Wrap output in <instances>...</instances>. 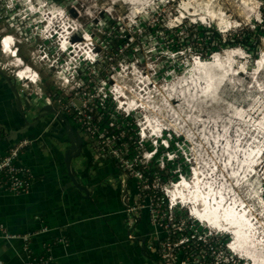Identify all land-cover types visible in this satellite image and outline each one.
I'll list each match as a JSON object with an SVG mask.
<instances>
[{"label":"rangeland","instance_id":"obj_1","mask_svg":"<svg viewBox=\"0 0 264 264\" xmlns=\"http://www.w3.org/2000/svg\"><path fill=\"white\" fill-rule=\"evenodd\" d=\"M32 1V0H31ZM34 5H39V7L43 10V14H48L50 18L53 19L55 16L56 18L53 19L52 27L55 24H58L62 18L67 19L66 22H72L76 23L79 28V36L83 33H86L91 41L93 42V45L95 47V52L97 54V60L95 61L97 64V69L100 73V81L102 87L105 86V74L108 75L111 74L112 77L109 78V83L115 84L120 87H124L125 93L131 89V87L134 85L133 82H129V77H127L126 72H134V74H139L138 72H146V75L150 73V71H154L155 76L153 78L149 79H143L142 82L145 81V83L148 85L146 91H152L153 95H155L154 99H152L153 102L156 101V93H158V90H161L165 96H168V100L171 99H179L178 104L174 105L171 109L167 104L163 105L162 102H158L160 105H162L163 109L165 110L166 117L172 118V121L174 122L175 127L178 128V134L171 129L170 126H168L167 130H162L161 135L167 137V133L170 135V147H171V154L175 157V161L184 162L186 164L187 157L192 154V151H195L194 155L202 160L205 157H203V152H201V148L196 145H190V139H191V133L193 136V133H198L200 135V139L203 138L202 141L207 142V139H209L211 142L216 144L219 140L221 143L223 141L224 145V137L222 136L223 133L229 132V130H220L219 135L220 137L217 138V135L215 133L217 128H220L222 125L227 124V128L230 126V124H233L234 121L238 122V117L235 115V108L241 109V107H244V109L254 103V107L257 106L260 101L264 102V93L262 95H259L257 99L251 101L253 98L256 97V92H250V93H232L227 86H224L221 89V101L222 105L215 102H209L208 104H204L199 99V95L194 96V91L191 93L192 97L189 96V89H185L184 84L188 83L189 86L193 85V79L196 81L195 84L199 81L202 82L201 76L199 75L200 72L196 75L190 76L189 73H186L185 71L187 68L191 66V60H193L195 57H199V54H195L194 51H199L202 54H204L205 59H201V61H206L210 58L211 55L214 53H221L227 48H233L238 47L235 46H223L222 44H210L209 47H206V43L204 42L203 37L207 38L211 35L210 31H214L218 34L217 30L224 31L227 29L225 27L226 25H223L221 27H218L216 23L207 20L209 26H202L204 24H199L196 26H191V22L195 20V18H189L187 16V19L185 22L181 23L182 26L178 27V23L180 21H183L181 19H178V5L185 2H190L192 0H174L173 2L171 0H149L147 1L146 7H144L140 12V14L134 15L132 13L133 7L128 6L127 3L130 0H33ZM205 2L207 0H194L192 2V13L194 15L198 14H207L208 10L207 7H205ZM258 2H261V0H251L249 4H255L257 6ZM8 3V4H5ZM210 5H212V8L214 10H218L221 12L222 17H224V20L227 25L232 24L233 26H236L234 29H230V31L235 30V32L240 31V29H245L244 31L249 33V38L251 41L249 42L250 48H253V51L256 55L255 58L251 57L250 55H247L244 51V59L239 61L234 58V61H236V64H246L247 68H249L252 65V62L258 58L259 54H264V26L259 27V31L257 33H254L255 31L253 28H255L256 25L253 24L255 20V14L252 13L250 5L247 7L244 5L241 0H210ZM45 5V6H44ZM264 5V4H263ZM255 6V7H256ZM8 7V8H7ZM209 7V6H208ZM7 8V10H6ZM264 13V6L261 8ZM260 9V10H261ZM5 10L7 13H2V11ZM26 8L24 6L20 7V1L18 0H10L3 3V1L0 2V18L3 20H8V23L5 24L6 26L0 25V36L1 34H10L14 37H16L20 43H16L17 46V56H19L25 64H28L33 67L34 70H36L39 74L40 83L37 85L40 88V92L42 95H52L53 91L50 88V77L46 74L47 70L46 67L39 64L37 65L35 60H30V51L32 49V45H29L23 41L26 34H30L31 28L35 25L40 30L43 25L35 24L34 20L37 19V17L27 15L26 14ZM14 16V19L11 20L10 16ZM44 17V16H42ZM138 18V19H137ZM200 19H205L203 17H197ZM137 19V20H136ZM1 20V19H0ZM21 20L20 27H25L24 31H21L19 27L15 25L16 22ZM204 20H202L203 23ZM187 23V25L191 27H186L184 24ZM229 23V24H228ZM258 23V22H256ZM198 24V23H197ZM235 24V25H234ZM237 24V25H236ZM193 25V24H192ZM241 25L240 29L238 27ZM178 27L177 31H174L173 28ZM217 27V28H216ZM186 29V30H185ZM23 30V29H22ZM235 32H230L231 34H234ZM260 32V33H259ZM210 33V34H209ZM218 34L221 39L225 38L227 34ZM124 35H127L129 39L122 40ZM178 35L179 38H185L187 48L185 51L181 49V46L178 44V42H173V40L169 41V37H175ZM186 35V36H185ZM188 35H191L190 37ZM77 37H72L73 40H77ZM81 39V38H80ZM255 39H258V42H255ZM114 41H119L120 45L117 51L114 50L113 44L117 43ZM54 45L53 42L47 43L45 46L46 49H51ZM213 45V46H212ZM234 49V48H233ZM175 50V51H173ZM190 51V52H189ZM184 56H182V53H184ZM194 53V54H190ZM198 53V52H196ZM187 55L191 56L188 60V63L185 61L184 57ZM201 57V56H200ZM233 60V59H231ZM185 61V62H184ZM6 62V59L0 54V71L3 72L10 80V82L13 84V88L15 90V95L20 100L19 105L22 108V113L24 114L25 121L28 123L37 119L39 122L46 123L50 121L53 118L55 119H61L63 116L58 115L57 117H54L51 113L48 115H44V111H42V107L40 105L43 103V100L37 99L35 96L32 98H28L26 100L19 98V90L20 87L17 85L12 77L10 76L8 68H4V63ZM205 63V62H201ZM38 66H41L38 68ZM198 67V65H197ZM200 67V66H199ZM185 71V72H184ZM208 71V70H207ZM103 74V77H102ZM123 76L124 79L128 80L125 81L121 79ZM115 76H120V78H114ZM144 76V75H143ZM187 77V78H184ZM108 77V76H107ZM134 77V76H133ZM180 77V78H178ZM134 79H137V77H134ZM140 80V79H139ZM138 80V81H139ZM219 78L216 77L214 79V82L219 84ZM242 84L246 86V88H249L254 84V82H250L247 79H241ZM258 83H262L264 85V73L261 74L257 78ZM217 84V85H218ZM257 84V83H256ZM150 85V86H149ZM183 86L180 87L179 86ZM139 87V85L137 84ZM126 87V88H125ZM150 87V89H149ZM165 88H169L168 90ZM199 90V89H198ZM143 92L144 93L146 92ZM207 94L208 92L205 91ZM177 94L179 95L177 97ZM197 97V98H196ZM52 98V96L50 97ZM197 99V102H194V99ZM53 99V98H52ZM195 99V100H196ZM54 100V99H53ZM200 100V101H199ZM217 102V98L214 100ZM16 102V101H15ZM52 105L56 106L55 101H50ZM253 102V103H252ZM206 105H210L206 106ZM158 107V106H157ZM207 108L206 111H204V108ZM111 108V106H110ZM247 108V109H248ZM45 109V108H44ZM170 110V111H167ZM190 111L191 115L184 117V120L187 124H190V128L185 125V123L181 122V118L177 117L178 112L179 115L183 114V111L185 110ZM258 107L256 108V110ZM50 112V110L48 111ZM110 115H118V117H121V119H115L114 121H110L106 126L109 127V124L114 125L117 130L124 129L127 130V128H130L131 132L133 133L135 131V137L138 140V134L140 129L138 127L141 126V123L139 122L140 117L142 116L141 113L137 112V115H135V118L130 117L129 121L124 120V115L118 113H114L112 109L108 108L107 111ZM248 122H250L252 119H255V113L249 114ZM262 117V116H261ZM72 129H75L74 126L69 123ZM201 125L195 128V126ZM250 125H252L250 123ZM258 125V124H257ZM134 130H132V128ZM212 128L208 131V128ZM237 131L238 129L235 128ZM212 130V131H211ZM212 133V134H211ZM134 134V133H133ZM183 135H186L184 137ZM256 135V134H255ZM253 135V143L258 142L256 138L254 139ZM223 137V138H222ZM125 138V136L121 135V141ZM194 138V136H193ZM92 139V138H91ZM82 140H87V137L84 135L82 137ZM137 140L135 143V139L132 137L129 138L128 142L133 145L129 150L123 151L125 155L130 156L129 163H132L136 159L140 158V154H142V151L140 149V145H137ZM83 141V142H84ZM94 141L92 139L91 141V152L92 148L94 146ZM219 143L218 147H221ZM222 145V146H223ZM215 146V145H214ZM228 146V144H227ZM226 146V149H227ZM263 146V145H262ZM89 147V148H90ZM145 147V146H144ZM264 147V146H263ZM83 148V144H82ZM224 149V150H226ZM249 149V145L247 146V150ZM251 149V146H250ZM218 148L214 147V152L212 154L213 158H219L222 159L221 151L216 152ZM87 158L92 160V156L90 153H86ZM224 159L226 158L223 156ZM255 157V155H254ZM228 162H235V159L232 158V156H227ZM109 158L103 157L102 160L96 161L93 159V162H97V167L105 166L104 169L108 166H112L113 169L106 172L103 169V174L106 176V178L111 182H115L124 179L121 174L122 172L118 169H116L113 164L110 162H107ZM244 160L239 162V165L237 168L239 169L240 165L243 163ZM256 167L254 169H251V172H254L258 175H260V180L264 181V158L261 156L257 161ZM237 163V162H236ZM178 163H176L177 165ZM235 164V163H234ZM100 165V166H99ZM184 166V165H183ZM182 168H185L183 167ZM186 166H189V164H186ZM181 168V169H182ZM235 168V166H234ZM170 170L171 168L167 167L166 170ZM186 171V169H185ZM164 172V171H163ZM163 172L160 173V176L163 175ZM187 172H185L186 174ZM189 174V173H188ZM188 174L186 176H188ZM169 177H172L173 175L168 174ZM163 177V176H162ZM164 178V177H163ZM166 181H171L173 179H170L168 177H165ZM252 179V178H249ZM255 180V179H254ZM257 180V179H256ZM130 183H127V187ZM118 191L120 193L119 187ZM253 192H257V190L252 189ZM264 193V188L261 190ZM120 195V194H119ZM264 196V195H263ZM245 201V200H244ZM248 203V206L250 205L251 209L255 210V205L251 203V200L246 201ZM261 203L262 200H259ZM258 206V205H257ZM123 207V206H122ZM124 212V208H123ZM150 228V227H149ZM207 231H209L204 226L202 227V235L206 234ZM210 232V231H209ZM262 233V232H261ZM207 235V234H206ZM132 236V235H131ZM134 238V236H132ZM218 248H216L217 252ZM219 253V252H218ZM228 253V252H227ZM224 251H221L217 255H222L223 257L227 255ZM244 257V256H243ZM233 264H247L245 259L243 260H237L234 261Z\"/></svg>","mask_w":264,"mask_h":264},{"label":"built area","instance_id":"obj_2","mask_svg":"<svg viewBox=\"0 0 264 264\" xmlns=\"http://www.w3.org/2000/svg\"><path fill=\"white\" fill-rule=\"evenodd\" d=\"M1 1L5 2V0ZM7 1L10 2V0ZM263 4L264 0H261L256 6L254 17L256 22H260L259 11L264 6ZM181 6L182 3L178 5L179 8ZM2 13L7 12L3 10ZM10 18L13 20L14 16H10ZM42 19L38 22L43 27L39 30L34 25L30 34H26L23 41L32 45L30 60H35L36 64H40L42 68L46 67L47 72L43 69L50 77L52 95L41 94L40 88L37 86L40 83L38 72L12 52L17 48L7 49L11 43L13 45L15 42L20 43L16 37L10 34H1L0 36V54L6 59L4 68H8L13 81L19 85L20 99L26 100L35 96L37 99L43 100L40 107L49 108L54 117L63 116L78 133L87 137V140L82 143L83 150L85 153L91 154L92 161L93 159L99 161L103 157H107L109 158L107 162L113 164L115 168L117 167L116 169H121L120 179L122 176L124 179L117 181V187L120 189L119 199L124 208L123 213L127 215L125 223L128 225V229L131 230L135 218L144 213L148 226L152 230V243L146 245V249L154 252L158 264H233L234 261L243 260L244 257L232 250L234 244L237 246L234 238L217 236L210 230V232L207 231V235H202V227L207 225L194 216L193 212L197 210L195 206L183 203V182L186 184L193 182L195 179L193 169L196 165L186 166L187 163L179 162V159L175 161L167 142L170 140L168 133L167 140L161 139L158 141L159 143L154 140L146 141L147 132L154 134V131L144 129V115L139 119L141 126L138 129L140 131L136 133L138 140L134 136L135 131L133 134L130 128L117 130L112 124H109V127L106 126L116 118L121 119L118 115H110L107 112L108 108L112 109L114 113L119 112L124 115V120L129 121L131 116L127 108L131 106V101L127 98L129 96L124 94L125 91L122 94L126 97L123 96V99H119L121 87L108 82L112 77L109 73L105 74V86L102 87L100 73L95 63V61L98 62L97 54L90 37L86 33L79 36L77 24L66 22L67 19L62 18L58 24L52 27H45L46 22L42 23ZM21 23L20 20L15 25L24 31L25 27H20ZM3 26H6L5 23ZM77 36V40L72 39ZM51 42L54 43L52 48L46 49L44 45ZM8 54L9 57H7ZM83 54L84 57L79 58ZM51 96L54 100L50 98ZM50 101H55L56 106L52 105ZM132 130L134 129L132 128ZM121 135L125 136L122 141ZM130 137L135 139V143L137 140V145H140L142 151L140 158L132 163H129L130 156L125 155L122 151L133 147L128 142ZM91 138L96 141L92 152L90 150ZM32 143L33 140L21 139L12 145L6 154L0 156V191L3 193L12 196L28 193L32 174L27 168L16 164V161L19 154L29 148ZM176 163L178 164L176 165ZM167 167L171 169L166 170ZM161 172H163L164 178L160 176ZM185 172L189 173L192 179H188ZM168 174L173 176L169 177ZM165 177L173 180L166 181ZM128 182L131 184L130 188L127 187ZM130 189L132 194L129 193ZM259 204L264 205V200L262 199ZM45 230L43 227L41 232ZM32 235V233L10 235L0 225V238L21 240L25 251ZM55 243L67 245V240L61 238L53 244ZM216 248H218L217 252ZM221 251L228 253L224 257L217 255ZM245 261L247 264H253L250 259H245ZM49 263L50 260L47 258L39 259L36 264ZM0 264H4L3 261L0 260Z\"/></svg>","mask_w":264,"mask_h":264},{"label":"crops","instance_id":"obj_3","mask_svg":"<svg viewBox=\"0 0 264 264\" xmlns=\"http://www.w3.org/2000/svg\"><path fill=\"white\" fill-rule=\"evenodd\" d=\"M19 102L13 84L0 71V156L21 139L33 140L16 161L32 174L28 193L12 196L0 191V225L10 235H33L26 251L19 239L0 238V260L4 264H36L47 258L49 264H158L154 252L146 249L152 243V230L144 213L129 230L117 181L110 183L103 174L106 165L97 167L87 158L83 136L62 117L28 123ZM71 147L78 149L77 154L66 166L65 154ZM111 169L107 166L104 171ZM43 227L46 230L41 232ZM61 238L67 245L53 244Z\"/></svg>","mask_w":264,"mask_h":264},{"label":"bare ground","instance_id":"obj_4","mask_svg":"<svg viewBox=\"0 0 264 264\" xmlns=\"http://www.w3.org/2000/svg\"><path fill=\"white\" fill-rule=\"evenodd\" d=\"M18 1H20V7L24 8L25 6L27 15L37 17V19L34 21L35 24L37 23L38 25H40L38 20L43 18L42 23L46 22L45 27L51 26L53 19L56 18L54 16L53 19H49L50 16L48 14H43V10L39 7V5H34L35 1L33 0ZM147 1L149 0H130L127 5L130 7L132 6L133 9H143L144 7H146ZM192 2H194V0L185 2L179 8V11L183 16H188L189 18L194 17L196 19L197 17H203L205 18L204 21H212L216 23L218 27H221L223 25L227 26L224 17H222L223 15H221V12L218 10H214L212 8V5L209 4L210 0H207V2H205V7H207L208 10L207 14L197 13L196 15H194L191 10V8H193ZM241 2L247 7L252 5L249 4L251 0H241ZM255 6V4L250 6L252 7L251 11L253 14L256 13L257 7ZM137 12H139V10H137L136 13ZM49 20L50 22H48ZM229 25L233 26L232 24ZM14 46L15 45L11 43L9 44L7 49L12 50ZM229 50L233 51L229 52ZM234 50H236V48H227V50H225L227 52L224 55L221 53H217L219 55L215 58V60L209 58L205 61V63H203V65H198V67L190 68L188 72L192 75L193 73L194 75H196L200 72L199 75L201 76L202 82L198 81L195 84L194 82L196 81L193 79L192 86H189L188 83H185L184 87L181 85L179 86V88L186 87L185 89H189L190 97H192L191 93L194 91V96L199 95L197 97H199L201 102L204 104L215 102L222 105V103H220V101L222 100V96L220 94L221 89L224 86H227V88H229L232 93H243L244 91L245 93H250L252 91L260 92L262 95L264 93V85L262 83H258L257 78L264 73V56H262L263 59L258 64L260 72L257 74V76L255 77V74L249 75V80L253 81L254 84H252L251 87L246 88V86L242 84V81L238 80V78L241 77L240 73L244 70H247V68L244 64L238 65V63L236 64V61L231 60L234 58H232L231 55L238 52ZM7 57H9V54L7 55ZM83 57L84 54L82 56H79V58ZM196 58L197 57H195L194 59ZM199 62L202 61L199 60ZM231 64H235L237 68L230 67V70H227L226 66ZM218 68H222L225 75L218 74L221 72L220 70H218ZM215 74H217L219 78V84L217 83L218 85L212 79ZM126 75L130 79L129 82L134 83L131 89L127 91V93H124L128 94L129 97L127 98L131 101V106H128L127 110L129 112L137 111L138 113L140 112L141 115H144V129L147 131L152 129L154 131L153 136H157L158 139L161 138V135L158 132L162 131L163 129H168V126H170L171 129L178 134V128L175 127L176 124H174L172 118L166 117L165 114L167 113H165V110L159 103L162 102L163 105L167 104L171 109L173 108L174 110V105L178 104L179 99L168 100V96H165V94L161 90H158L155 98L156 101L153 102L152 99H154L155 95H153L152 91H146L148 85L145 83V81L139 82L138 79H134V77L138 76L137 73L134 74V72H126ZM123 76L124 75H122L121 79L128 81L124 79ZM114 78H120V76H115ZM146 78L151 80V73L147 74ZM222 81L223 84L221 83ZM137 84L139 85V87L137 86ZM166 89L167 88H165V90ZM144 91L146 92L143 95ZM205 91H207L208 94ZM123 92L124 87L122 86L121 90L119 91V99H123V96L124 98L126 97L122 94ZM178 96L179 95L177 94V97ZM216 98L217 102L214 101ZM195 99L194 102H197L198 100ZM206 106L210 107V105ZM256 107H258V109L254 113L258 115L256 116L255 120H257L260 116H262V118L258 120V125H250V122H248V116L252 110L256 109ZM256 107H254L253 103L246 110L244 109V107H241V109H239L238 107L235 108V115H237L238 117V122L234 121V123L230 124L228 128L227 124H224L220 128L216 129L215 133L217 135V138L220 137L218 129L229 130V132H225L222 135L225 136L224 138L222 137L223 139H225L224 145L223 141L220 143L219 140L216 144L211 142L209 139H207V142H204L202 141L203 138L200 139V135H198L197 132L193 133L194 138L191 133V139L189 140L190 145H196L200 147L201 152H203V157L205 158L202 160L198 159L194 155V153H196L195 151H192V154L190 155L191 158H189V156H186V163L189 164V166L196 165V167H194L193 169V176L195 177V179L192 183L186 184L183 182L182 201L185 204H192L196 207L197 210L193 212L195 213L194 216L196 218H199V220H201L203 224H208V226H205V228L208 227L212 231L223 228V231L232 234L237 238L235 243H243L241 248L238 245L236 246L234 244V246L232 247L234 253L242 257L245 256L247 259H250L253 264H264V205L257 206L256 200L258 198L259 192L252 191V189H256L257 181H252V179H249L253 177H250L246 165L247 163L252 162L255 155L254 151L250 149L251 144L249 145V149L247 150L248 143L251 141V138H253V135L256 134L254 136V139L256 138V140H258L257 144L264 146V102L260 101V103H258ZM204 109V111L207 110L206 107ZM170 110L167 109V111ZM175 112L177 113V117L181 118L180 121L185 123V125H187L189 129H191L190 124H187L184 120V117H186L187 114V116L191 115V112L185 110L183 111L182 115H179L177 111ZM199 126L201 125H197L195 126V128L197 129V127ZM235 128H237L238 131ZM210 129L212 128H208V131ZM147 134L148 136L152 135V133L149 131L147 132ZM183 136L186 137V135ZM219 143L221 147H218ZM214 147L218 148V150L216 151L217 153L221 151L220 156L222 157V159L212 157V154L215 153ZM223 156L226 157V160L228 159L227 156H232V158L235 159V162L231 161L227 163ZM242 160H244V162L246 163L238 169L237 166ZM187 174L188 173H186L185 175ZM186 177L188 179H192L189 174ZM259 199H261L260 196ZM248 200H251V203L255 205L254 211L251 209L250 205L248 206V203L246 202ZM201 211H203V213H201ZM215 225L217 227H214Z\"/></svg>","mask_w":264,"mask_h":264},{"label":"clouds","instance_id":"obj_5","mask_svg":"<svg viewBox=\"0 0 264 264\" xmlns=\"http://www.w3.org/2000/svg\"><path fill=\"white\" fill-rule=\"evenodd\" d=\"M45 6V5H44ZM137 10H139V11H141L142 10V8H139V9H137V8H134L133 10H132V13H134V15H136V14H140V12H137L136 13V11ZM178 10H179V7H178ZM178 18L179 19H181V20H183V21H180V22H185L186 21V19H187V16H183L182 15V13H180L179 12V14H178ZM138 19V18H137ZM136 19V20H137ZM202 20H205V19H200V18H195V20H193V22H191V24H193V25H195V24H204V25H206L207 24V22L206 21H203V23H202ZM254 21H256V18H255V20ZM179 22V23H180ZM178 23V24H179ZM177 24V25H178ZM229 24V23H228ZM225 27H227V29H229V28H236V26H230V25H227V26H225ZM217 28V27H216ZM217 31H220V30H217ZM18 44V43H17ZM15 46H14V48H17V46H16V43L14 44ZM242 49H239V48H236V50H234V51H238L237 53H234V55H236L237 57H243V59H244V53L241 51ZM17 51H18V49H16L15 51H12V52H14L15 54H17ZM230 51H233V50H229V52ZM227 51H223V52H221V54H225ZM219 54H217V53H215V54H213V57H214V59L213 58H210V59H213V60H215V58L218 56ZM248 55V54H247ZM262 56H264V54H259L258 55V58L256 59V60H254L253 62H252V65L249 67V68H247V65L246 64H244L245 65V67L247 68V70H245L247 73H249L248 75H247V77H242V75H241V77H239L238 78V80H240V79H247V80H249V75H253V74H255L254 76L256 77L257 76V74L260 72V69H259V67H258V64H259V62H261L262 61ZM235 59L236 60H239V61H241V60H243V59H238V58H236L235 57ZM194 61H195V59H193ZM199 58H197V63H195V64H193L192 63V65L189 67V68H187L185 71H187V70H189L190 68H192V67H197V65H203V63H201V62H199ZM233 60H234V58H233ZM191 62H192V60H191ZM202 62H205V61H202ZM263 64H264V62H263ZM239 65V64H238ZM241 65V64H240ZM256 69V71H254V72H252V70L253 69ZM258 70V71H257ZM184 71V72H185ZM139 74H137L138 76H137V79L139 80V82H141L143 79H146L147 80V78H146V74H145V72H142V73H140V72H138ZM150 73H151V78H153L154 76H155V73H154V71H150ZM186 73H189L188 71L186 72ZM142 74L144 75V76H142ZM190 74V73H189ZM218 74H223L222 72H220V73H218ZM192 76V74H190V76L188 77V78H190ZM216 77H218V75L217 74H215L214 75V77L212 78L213 79V81H214V79L216 78ZM178 78H180V77H178ZM184 78H185V76H184ZM152 80V79H151ZM219 81V80H218ZM241 81V80H240ZM250 82H253V81H251V80H249ZM222 83V82H221ZM223 84V83H222ZM128 95V94H127ZM259 95H261V93L260 92H256V97L255 98H253L251 101H253V100H255V99H257L258 97H260ZM129 114H130V116L132 117L133 116V118H135V115H137V113L136 112H129ZM262 118V117H261ZM158 133H160V135H161V131L160 132H158ZM152 135H154V134H152ZM161 139H167L166 138V136H162L161 135V138L160 139H158L157 138V136H146V141H148V142H151L152 140H154V141H156V143H159L158 141H160ZM225 140V139H224ZM167 142L169 143V145L171 144L170 143V141L169 140H167ZM251 142V143H250ZM249 143L250 144H252L253 143V138H251V141H250ZM248 143V145H250ZM171 148V147H170ZM252 149V148H251ZM254 151V153H255V150H253ZM255 158V157H254ZM253 158V160H252V162L251 163H247L246 165H247V170H248V173L250 174V177L252 176L253 178H252V181L255 179V181H257V185H256V190H257V192H259V194H258V198H257V200H256V202H257V205L259 206L260 204V202H259V200H261V199H263L264 200V193L261 191L262 190V188H264V181H261L260 180V175H258L257 174V172L256 173H254V172H251L250 170L251 169H254L255 167H256V164H257V160H255ZM264 158V157H263ZM246 162H244L243 161V163L240 165V167L241 166H243L244 164H245ZM239 167V168H240ZM257 179V180H256ZM259 196H260V198L261 199H259ZM205 225H207L208 226V224H206L205 223ZM214 227H217L216 225L214 226ZM208 230H210L211 232H214L215 233V235H217V236H221V237H225V238H234L235 240H237V238L236 237H234L232 234H229V233H226L225 231H223V228H219L218 230L216 229L215 231H212L210 228H208V227H206ZM237 245L241 248L242 247V245H243V243H241V242H237ZM264 257V256H263ZM244 259H247L245 256H244Z\"/></svg>","mask_w":264,"mask_h":264},{"label":"trees","instance_id":"obj_6","mask_svg":"<svg viewBox=\"0 0 264 264\" xmlns=\"http://www.w3.org/2000/svg\"><path fill=\"white\" fill-rule=\"evenodd\" d=\"M261 9V8H260ZM262 9L259 11L260 12V22H258V23H256V22H253V24L254 25H256L255 26V28H253L255 31H253L254 33H257L258 31H259V27H262V26H264V13H262ZM181 23H183V22H180L179 24H178V27L179 26H182L181 25ZM186 27H191V26H196V25H198L199 26V24H196V25H192V24H190L191 26H189V25H187V23H185L184 24ZM202 26H209L208 25V23L206 24V25H202ZM178 27H175V28H173L174 29V31H177L178 30ZM240 27H241V25L238 27V29H240ZM230 29H234V28H229V29H226V30H224V31H218V34H222L223 32H225L224 34H227V36L225 37V38H223V39H221L219 36H221V35H218L216 32H214V31H210V33H211V35L209 36V37H207V38H205V37H203V39H204V42L206 43V47H209V45L212 43V44H222L223 46H235V45H237L238 47H233V48H239V49H242L245 53H247L248 55H250L251 57H253V58H255L256 57V55H255V53H254V51H253V48L251 49L250 47V45H249V42L251 41V39L249 38V33H247V32H245L244 30L245 29H240V31H238V32H235V30H233V31H230ZM186 30V29H185ZM230 32H235L234 34H231ZM209 33V34H210ZM260 33V32H259ZM186 36V35H185ZM189 37L191 36V35H188ZM123 39L122 40H120V41H123V40H127V39H129L128 37H127V35H124V37H122ZM171 40H173V42H178V44L181 46V49H183V51H185L187 48V46L186 45H184L185 43H186V39L184 38H179L178 37V35H176L175 37H169V41H171ZM114 42H117V43H114L113 44V48H114V50L115 51H117L118 50V48H119V45H120V43H119V41H114ZM255 42L257 43L258 42V39H255ZM119 44V45H118ZM186 46V47H185ZM213 46V45H212ZM173 51H175V50H173ZM190 52V51H189ZM196 52H198V53H196ZM194 53L195 54H199L200 56L198 57L197 56V58H201V59H205V58H203L204 57V54H202L201 52H199V51H194ZM194 53H190V54H194ZM184 54H185V52L184 53H182V56H184ZM255 56V57H254ZM191 56H189V55H187L186 57H184V59H186L185 61L188 63V60H189V58H190ZM184 61V62H185Z\"/></svg>","mask_w":264,"mask_h":264},{"label":"water","instance_id":"obj_7","mask_svg":"<svg viewBox=\"0 0 264 264\" xmlns=\"http://www.w3.org/2000/svg\"><path fill=\"white\" fill-rule=\"evenodd\" d=\"M50 109L49 108H42V111H44V115H48V114H53V112H51V110H50V112H48ZM64 122V121H63ZM77 148H70L67 152H66V154H65V162H66V166H68L69 165V162H70V159L74 156V154H77ZM76 151V152H75ZM71 180H73V177H71Z\"/></svg>","mask_w":264,"mask_h":264},{"label":"flooded vegetation","instance_id":"obj_8","mask_svg":"<svg viewBox=\"0 0 264 264\" xmlns=\"http://www.w3.org/2000/svg\"><path fill=\"white\" fill-rule=\"evenodd\" d=\"M0 25L2 26L4 23L6 24L8 22V20H3L2 18H0Z\"/></svg>","mask_w":264,"mask_h":264}]
</instances>
